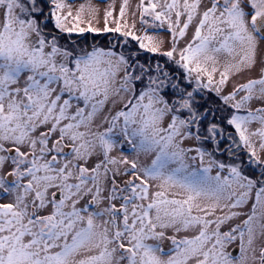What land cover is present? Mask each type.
Masks as SVG:
<instances>
[{
	"label": "snow or ice",
	"instance_id": "6c2138e0",
	"mask_svg": "<svg viewBox=\"0 0 264 264\" xmlns=\"http://www.w3.org/2000/svg\"><path fill=\"white\" fill-rule=\"evenodd\" d=\"M100 23L0 0V264H264V0Z\"/></svg>",
	"mask_w": 264,
	"mask_h": 264
},
{
	"label": "rangeland",
	"instance_id": "374dc122",
	"mask_svg": "<svg viewBox=\"0 0 264 264\" xmlns=\"http://www.w3.org/2000/svg\"><path fill=\"white\" fill-rule=\"evenodd\" d=\"M71 2L73 3V9L74 10L79 8V6L81 4H84L85 5V15H87V8H88L89 4H91L93 7L97 8L99 10V17L101 20V23L98 26H102L103 12L108 7V3H110V0H71ZM119 2H120V0H117V3H119ZM130 3H131L132 8L134 9L135 5L138 3V0H130ZM138 27H139V24H138ZM86 35H88L89 41H91V35H89V34H86ZM75 36H76V34H73V38H75ZM159 37L165 41V48H166L168 42L170 41L169 34L164 30H160ZM230 87H231V84L229 85V89H230ZM214 106L215 105H213V107ZM254 106L258 107L259 105L257 104ZM229 131H231V129H229ZM236 222H239V221H236Z\"/></svg>",
	"mask_w": 264,
	"mask_h": 264
}]
</instances>
